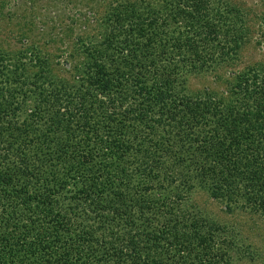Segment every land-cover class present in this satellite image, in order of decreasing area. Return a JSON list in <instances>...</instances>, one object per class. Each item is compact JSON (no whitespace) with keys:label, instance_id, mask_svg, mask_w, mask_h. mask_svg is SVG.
I'll list each match as a JSON object with an SVG mask.
<instances>
[{"label":"trees","instance_id":"trees-1","mask_svg":"<svg viewBox=\"0 0 264 264\" xmlns=\"http://www.w3.org/2000/svg\"><path fill=\"white\" fill-rule=\"evenodd\" d=\"M196 1L182 0L181 20L195 32L183 37L165 36L163 18L161 28L156 27L161 10L147 14V8L144 17L128 16V30L149 18L147 23L155 24L139 28V34L144 31L142 42L138 36L127 43L135 82L129 91L140 97L131 98L133 103L126 104L119 95L127 93L126 86H118L117 77L123 74L116 76L96 63L90 68L93 75L108 76L101 84L104 93L112 79L110 98H82L76 91L74 98H67L70 93L64 89L43 102L32 98L38 115L34 119L44 114L45 122L22 127L17 115L7 118L19 108L17 101L10 111L7 105L13 99L9 83H18L22 63L9 61L14 68L7 73L9 64L2 61L6 54L0 51V80L9 82L6 87L0 84V264L202 263L191 251L206 242L194 240L200 233L195 217L187 221L186 212L175 208L183 196L169 194L175 190L171 181L180 179L182 187L199 180L226 211L243 210L238 197L264 191V119L256 111L236 109V125L232 121L224 126L218 116L215 122L222 121V130L193 129L206 111L198 106L204 100L189 98L186 77L200 71L205 60L212 68L224 63L245 43L248 32L241 16L232 17L220 31L221 25L209 24L211 17L198 10ZM100 2L96 9L104 16L95 24L102 29L137 5L127 0ZM261 7L264 12V4ZM162 9L165 12L166 6ZM204 26L210 30L203 34ZM104 37L96 34L90 45L102 47ZM119 42L126 44L124 39ZM97 77L92 80L96 90ZM214 79L221 80L219 74ZM249 91L251 97L255 92ZM7 94L9 102H1ZM212 131L206 140V132ZM247 204L248 212L264 216L259 193Z\"/></svg>","mask_w":264,"mask_h":264},{"label":"rangeland","instance_id":"rangeland-1","mask_svg":"<svg viewBox=\"0 0 264 264\" xmlns=\"http://www.w3.org/2000/svg\"><path fill=\"white\" fill-rule=\"evenodd\" d=\"M139 1L141 5L134 0H127L130 5L137 4L136 10L130 13L126 10L122 17L120 13L118 17L122 20L115 22L112 18L109 28L102 29L99 24H95L97 17L102 19L104 16L96 9V3L100 4V0H0V51L6 54L2 61L9 64L6 72L8 73V69L11 72V68H14V63L9 61L22 63V70L17 75L18 83L10 84L6 78L0 80V84L6 87L9 83L13 89L10 92L13 99L9 102L7 94L1 98V102H9V111L14 108L15 101L19 103V108L7 118L17 115L18 122L23 121L22 127L38 126L36 124L39 122H45V115L34 119L38 115H35L32 98H35L36 102L38 98L43 102L42 98H55L57 93H61V89L70 93L67 98H74L72 93L76 91L75 95L82 98L97 97L103 101L105 98L107 100L113 95L112 79L108 80L110 87L104 93L101 84L108 76L99 79L93 75L94 72H91L90 68L96 63L102 64L116 76L123 74V78L117 77V80L118 86L127 87L126 94L119 93L124 97L126 104L133 103L129 101L131 98H140L137 92L129 91L130 87H135V82L132 71L134 61L129 53H126L129 48L127 43L138 36V41L142 42L144 31L139 34V28L142 26L143 30H148L152 27L150 24H155H148L149 18L146 20L147 24L141 23L128 30V16L144 17L145 12L142 10L147 8V14L161 10L163 13L158 16L156 27L161 28L163 23H158L163 18L165 27L161 29L166 30L165 36L183 37L195 32L188 29L181 20L184 16L180 9L184 8L182 0L180 3H172L176 0ZM197 1L200 3L198 10L205 11V17H211L208 23L212 26L220 24V31L229 24L232 17L238 19L241 16V19H245L243 23L248 32L245 43L224 63L212 68L205 60L203 65H199L200 71H194L196 73L192 72L186 77L184 85L191 92L189 98L204 100L198 106L206 111L199 123H193V129L222 130V121L220 124L215 122L218 116L224 119V126L232 121L236 125V109L254 113L256 111L258 117L264 119V12L261 10L263 0H229L227 6L224 0ZM98 6L103 9V5ZM163 6H166L165 12ZM237 6L239 8H236ZM134 19L131 17V21ZM118 23L122 26L120 30ZM130 24L133 25L134 22ZM209 30L206 26L202 27L203 34ZM99 33L105 36L102 47L91 46L90 40L94 41ZM122 39L126 44L119 42ZM115 40L121 44L115 43ZM218 74L221 80L217 82L214 78ZM94 77L98 78V90L92 84ZM126 78H129L127 82ZM247 90H253L255 93L249 97ZM206 119L208 122L204 123ZM199 124L203 125L204 129H200ZM36 130L33 131L34 137L38 132ZM211 135L213 131L206 132V140ZM152 181L154 182V179ZM171 182L170 187L175 190L169 194L175 196L177 192L183 196L177 202V207H174L178 209V213L186 212L187 221L195 217L193 223L198 224L200 233L194 235V240L203 238L206 242V250L204 245L193 247L191 252L202 261L195 264H264V216L260 212H248L247 204L254 197L257 200L258 193L264 200V191H258L257 195L250 191V194L243 195L246 199L238 197L245 206L243 210L232 207L231 211H226L223 202L210 198L208 190L201 188L202 183L199 184V180H193L189 185L184 183L182 187L180 179ZM186 224L189 230H192L190 224ZM211 224L217 226L216 230L207 231L206 227ZM202 225H205L203 229ZM195 228L197 229V226Z\"/></svg>","mask_w":264,"mask_h":264}]
</instances>
